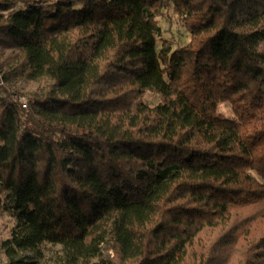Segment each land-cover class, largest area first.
<instances>
[{"label":"trees","instance_id":"obj_1","mask_svg":"<svg viewBox=\"0 0 264 264\" xmlns=\"http://www.w3.org/2000/svg\"><path fill=\"white\" fill-rule=\"evenodd\" d=\"M262 42L264 0H0L7 264H264Z\"/></svg>","mask_w":264,"mask_h":264},{"label":"rangeland","instance_id":"obj_2","mask_svg":"<svg viewBox=\"0 0 264 264\" xmlns=\"http://www.w3.org/2000/svg\"><path fill=\"white\" fill-rule=\"evenodd\" d=\"M158 26L160 28V38L158 39L157 45H161V41H168L172 44L173 50L177 47L183 46L188 43L189 35L183 28L182 23L178 17L172 12L171 9L164 12L163 16L157 19ZM260 48L264 49V42L259 45ZM9 51H4L3 54H9ZM2 59L0 57V67L2 70ZM50 86V82L45 80L35 84H25L23 82H17L11 89L27 99L30 95H43L46 93ZM147 104L154 106L159 103L157 96L147 94L145 96ZM221 113L229 119H233V114L230 107L227 104L220 106ZM15 225V220L8 214L0 212V243L6 240L11 230ZM15 261H21L23 264H65L61 248L58 245L42 244L39 248L33 252H22L19 253ZM0 264H7L6 257L0 249ZM76 264H82L77 262Z\"/></svg>","mask_w":264,"mask_h":264},{"label":"built area","instance_id":"obj_3","mask_svg":"<svg viewBox=\"0 0 264 264\" xmlns=\"http://www.w3.org/2000/svg\"><path fill=\"white\" fill-rule=\"evenodd\" d=\"M4 84L5 83H4V80H3V77H2V71L0 69V87L4 86ZM13 99H14L15 102L19 103L23 109H26L28 107V102H27V100L24 97H22L20 95H16V96L13 97Z\"/></svg>","mask_w":264,"mask_h":264}]
</instances>
